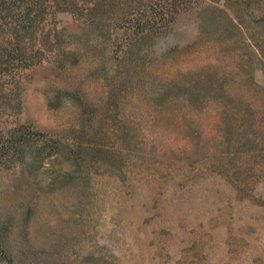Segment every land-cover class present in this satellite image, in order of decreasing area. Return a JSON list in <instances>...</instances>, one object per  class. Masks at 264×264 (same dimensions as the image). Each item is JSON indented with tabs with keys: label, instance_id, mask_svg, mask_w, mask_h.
Masks as SVG:
<instances>
[{
	"label": "rangeland",
	"instance_id": "rangeland-1",
	"mask_svg": "<svg viewBox=\"0 0 264 264\" xmlns=\"http://www.w3.org/2000/svg\"><path fill=\"white\" fill-rule=\"evenodd\" d=\"M159 1L144 0L142 8L149 11ZM195 1L155 39L146 99L153 101L152 87L160 82L206 83L205 73L218 71L227 75L228 93L260 110L257 118L264 135V69L258 66L255 85L249 84L237 66L241 54L230 52L231 39L213 27L203 35L199 25L204 6H215L249 38L247 21L237 15L243 0ZM4 6L0 4L3 57L11 42H17L15 19L21 11L7 15ZM81 6L86 14L92 5ZM48 7L32 47L28 45L30 60L0 57V222L15 217L9 245L22 264H264L263 138L255 157L240 154L237 160L238 165L247 160L244 186L232 172L218 168L219 162L193 155L191 143L179 133L181 116L166 115L161 123L149 118V124H156L155 134H161L148 139L160 143L161 162L129 160L123 168L126 180L91 173L88 200L80 198L78 188L57 187V181L74 170L69 150L75 137L84 126L92 130L83 121L89 115L82 118L81 103L96 110L93 124L101 125L108 142H117L113 110L127 76L120 74L123 69L114 52L126 23L112 17L106 31L94 29L84 15L58 11L53 3ZM131 14L138 18L144 11ZM126 98L119 109L129 117L133 110H197L175 101L157 109L137 97ZM200 110L205 113L191 114L212 137L218 124L214 110L223 109L210 102ZM16 136L30 142L31 148L25 146L28 155L6 149ZM29 209L32 218L25 224ZM0 264L9 263L0 258Z\"/></svg>",
	"mask_w": 264,
	"mask_h": 264
},
{
	"label": "trees",
	"instance_id": "trees-1",
	"mask_svg": "<svg viewBox=\"0 0 264 264\" xmlns=\"http://www.w3.org/2000/svg\"><path fill=\"white\" fill-rule=\"evenodd\" d=\"M144 0H0V4L5 7V14H11L14 10H21L16 16L17 42H11L10 50L0 56L7 58L12 62L16 58L21 62L30 60L32 50L33 35L41 23V20L47 13L48 5L53 3L61 12H73L78 15H84L89 21V27L94 29L108 28L107 22L112 17H118L123 24L124 34L120 39V44L114 52L115 62L123 72L120 74L126 79L118 90L117 102L115 105L114 120L116 122L115 145L108 142V137L102 131L101 125L93 124L97 119L96 110H87L81 103L83 110L82 118L89 115L84 122H89L91 131L79 132L75 137L73 147L70 148V161L74 170L68 175L62 176L57 181V187L78 188L79 196L82 200H88L90 192L91 173L102 172L110 173L126 180L123 168L129 160L138 159L145 163L161 162L157 155V144L151 143L149 136L160 137L156 132V127L149 124V118L155 122H164L165 116L182 117V125L179 131L184 139L191 143L193 155L197 159H209L219 162L218 168L226 169L232 172L238 180L246 185L244 174L246 171L247 160L242 165L238 163L240 154H248L255 157L259 150V139L264 135L260 131V122L258 115L260 110H256L249 101L242 100L233 93H228L226 86L228 79L220 76L217 72L205 73L209 82L190 84L161 83L153 86V101L146 99L147 84L153 80L149 68L155 64L154 49L157 43L155 39L164 32V29L170 27L176 15H179L183 8L190 9L195 0H158L156 8H142ZM81 3L92 5L88 8V13L83 14ZM194 3V4H195ZM231 7V4H227ZM149 7V6H146ZM144 11L138 18H130L132 11ZM227 10V9H226ZM238 19L247 21L245 28L249 32L247 38L240 31L239 27L233 23V20L225 12L215 6H204L201 12L200 29L203 35L208 34L210 27L220 31L221 36L231 39L234 50L241 54L237 66L245 79L251 85H255V73L259 66L264 69V0H243L240 6ZM76 14V15H77ZM125 22V23H124ZM244 24V23H243ZM20 34L27 37H18ZM22 38V39H20ZM24 38L26 41H24ZM249 40V43L247 41ZM31 41V44H30ZM26 43L25 47L21 43ZM251 42V43H250ZM28 45H31L30 48ZM177 52V49L173 50ZM229 52V51H228ZM33 53V51H32ZM1 58V59H2ZM139 98L143 104L152 103L154 107H164L172 101L182 103L186 106H193L197 110H133L132 117L126 114L125 110H120V100H127V96ZM151 96V97H152ZM79 102V101H78ZM218 103L223 110H214L218 117V124L215 127L216 134L211 137L203 130L197 118L193 117L192 112L199 115L204 114L205 110H200L208 103ZM169 112V113H168ZM178 112V113H175ZM147 116L148 118L145 119ZM190 116V117H189ZM203 116V115H201ZM154 117V118H153ZM112 118V119H113ZM199 119V118H198ZM201 120V119H199ZM97 122L101 123L100 120ZM169 128V127H168ZM156 140L159 141V138ZM160 142V141H159ZM152 144V145H151ZM32 145V143H31ZM57 145V144H56ZM53 147L55 151L58 149ZM25 146L31 148L30 142L24 141L22 136H16L15 139L8 141L6 149L14 151L15 154L28 155ZM33 153V150H30ZM222 163V164H221ZM224 163V164H223ZM226 165L227 167L224 168ZM253 170V166H250ZM32 218L31 209L27 210L23 217L25 224ZM14 216H6L3 222H0V258L5 259L9 264H22L23 261L17 254H14L9 245L11 228L15 226Z\"/></svg>",
	"mask_w": 264,
	"mask_h": 264
}]
</instances>
